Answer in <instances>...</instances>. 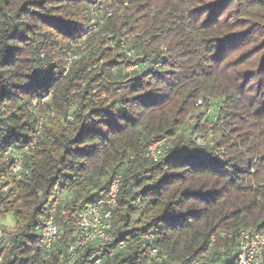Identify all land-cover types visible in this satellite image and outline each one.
<instances>
[{
	"label": "trees",
	"instance_id": "obj_1",
	"mask_svg": "<svg viewBox=\"0 0 264 264\" xmlns=\"http://www.w3.org/2000/svg\"><path fill=\"white\" fill-rule=\"evenodd\" d=\"M94 26L113 48L99 39L63 74L62 55ZM48 92L53 116L35 135L28 108ZM199 99L204 111L182 128ZM165 137L158 162L137 156ZM31 142L27 178L0 191L15 226L1 264L40 263L59 194L56 264L78 213L118 174L112 241L76 264H155L145 235L162 264H233L238 232L264 233V0H0V176L3 153Z\"/></svg>",
	"mask_w": 264,
	"mask_h": 264
},
{
	"label": "built area",
	"instance_id": "obj_2",
	"mask_svg": "<svg viewBox=\"0 0 264 264\" xmlns=\"http://www.w3.org/2000/svg\"><path fill=\"white\" fill-rule=\"evenodd\" d=\"M120 49L129 59L135 58L134 50L128 47V40L121 38L119 43ZM63 61V74H66L71 59L67 53ZM133 70L137 67L132 66ZM128 69V68H127ZM45 93L40 102L47 99ZM48 101V100H47ZM35 103V102H34ZM33 103V104H34ZM203 101L199 99L196 107L201 108ZM69 120L71 117L69 116ZM37 122V131L35 135H39L40 126ZM211 135L209 134V137ZM196 143H200L202 139L195 137ZM167 137L151 144L144 153L138 154L150 162H158L163 158L168 150L169 144ZM34 142L24 146L18 150H6L3 153V158L6 162L4 173L0 176V191L6 192L14 184L23 181L27 178L29 170L25 165L26 157L29 155V150L33 148ZM134 156L130 157L132 160ZM122 184L121 176L115 175L107 189L103 194L97 197L93 204L81 210L76 218L75 232L72 235L71 241L68 243L63 254L59 257L56 264H76L83 249L87 246L106 245L111 243L112 235V220L113 214L117 207V197ZM61 201V196L56 194L53 200L49 203L46 218L40 228L37 243L40 249V263L48 264L52 260L55 247L60 241V230L55 221V213L57 205ZM6 237L5 228L2 225V218L0 217V264L2 263L3 255L9 244L2 245ZM151 235L144 236V243L147 244L149 255L155 264H162L165 261V256L161 255L158 249L151 243ZM236 243L234 248L233 264H264V233H251L248 231H239L236 236ZM205 255H203L204 257ZM201 259L188 261L185 264H206ZM90 264H100L98 257H93Z\"/></svg>",
	"mask_w": 264,
	"mask_h": 264
},
{
	"label": "rangeland",
	"instance_id": "obj_3",
	"mask_svg": "<svg viewBox=\"0 0 264 264\" xmlns=\"http://www.w3.org/2000/svg\"><path fill=\"white\" fill-rule=\"evenodd\" d=\"M96 8H97V6L95 8L92 7V10H95L93 12V17L95 19H96L97 15H98V17H100L101 12H103V11L98 10L99 6L97 9ZM93 21H94V19H93ZM99 34H101V35H99ZM127 38L132 43V41H133L132 36H129ZM99 39H104L108 42V39L105 35H103V32L101 33L98 30V28L95 26L91 27V29L87 30V32L85 34H83L77 41L72 42L70 48L67 49L66 52L62 55V67H63V61H64L65 57H67L66 56L67 53H69V55H70L69 57L71 58V59H68L70 62L69 68L67 70V72H68L69 69L71 68V66L73 65L74 61L80 59L83 55H85L86 52L88 51L89 46L97 44ZM106 46L108 48H113L112 43H109V42L107 43ZM111 51H112V53H120V51L119 50L117 51V49H115V50L111 49ZM42 70L46 71L47 67L44 66ZM124 72L133 74L134 71H133V68L131 66V67H128V69H124ZM51 96L52 95H47V99H45L43 102H35L34 104L32 103L28 108L29 112H31V113L34 112L36 114L35 117L38 120V123H39L38 126H40V128H39L40 132L42 131V124L53 116V110L51 108L47 107V105H46V103L51 99ZM195 108H196V111L194 113H192V115H191L192 117L187 118V120L185 121L182 128L187 129L188 126L194 124V122L196 121L194 119V116L196 118L198 116V114H200L201 112L204 111L203 108H198V107H196V105H195ZM213 110H214V108L209 109L208 119L211 118L213 115H215V111H213ZM200 138L202 139V137H200ZM167 141L171 142V139H167ZM202 141H204V143H208V144L210 143L208 138H203ZM2 225L5 229H7L9 231L14 229L15 226H14L13 217L10 214H7L6 216H4V218L2 219Z\"/></svg>",
	"mask_w": 264,
	"mask_h": 264
}]
</instances>
